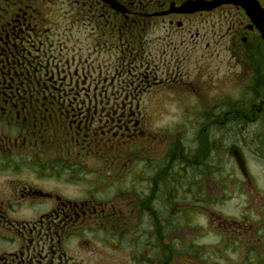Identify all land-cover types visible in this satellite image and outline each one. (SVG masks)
Returning a JSON list of instances; mask_svg holds the SVG:
<instances>
[{
    "label": "flooded vegetation",
    "instance_id": "1",
    "mask_svg": "<svg viewBox=\"0 0 264 264\" xmlns=\"http://www.w3.org/2000/svg\"><path fill=\"white\" fill-rule=\"evenodd\" d=\"M209 1L4 0L0 264H210L179 218L229 186L260 208L215 262L264 264V37Z\"/></svg>",
    "mask_w": 264,
    "mask_h": 264
},
{
    "label": "rangeland",
    "instance_id": "2",
    "mask_svg": "<svg viewBox=\"0 0 264 264\" xmlns=\"http://www.w3.org/2000/svg\"><path fill=\"white\" fill-rule=\"evenodd\" d=\"M183 108H176V107H169L166 108V110H164L163 113H160L158 116V120H161L162 118H166V116H171L174 115L175 117L178 116V114L180 115L182 112ZM168 119V118H166ZM250 162V161H249ZM21 181H34V176L30 173H28L27 175L25 174L24 176L20 177ZM227 180H230V178H228ZM235 188H230L227 187V194H226V200L225 201H212V198L214 197V194L212 191H210L211 194H209L211 196V198L209 199V203L207 204H203L204 206H208L210 208V212L212 213L211 219L209 221V225L206 224V220H204L202 218V216L200 215H195L193 213V218L191 219H187L183 221V218H179V230L184 229L185 231L190 232V230H194V229H200L199 233L202 234H206L204 237V239L202 238V242L204 243H208L210 245L211 251L208 252L209 253V260L211 261L210 264H217L215 262V260H221V259H229L231 260V258L234 256V251L232 252V257L225 253V249L226 247L230 244V243H226V245L224 247H222L221 245H223V243H220V238L218 239V237L216 235H214V232H217L218 229V221H224L225 223H230L232 222L233 219H244L246 218L249 222L251 221V217L252 214H256V212L259 211V204L254 203L255 199L253 196H250L248 198L245 197H241L239 196L238 193H235ZM246 191H248V189L246 188ZM178 204L183 206V207H187L189 209L192 208H196L199 206H202V204H192L190 200H187V198L184 199H180L178 200ZM196 211H198L199 209L196 208ZM213 211V212H212ZM229 216V217H226ZM217 217H220L219 219ZM181 222V223H180ZM232 226L233 223H232ZM195 227V228H194ZM194 228V229H193ZM198 234V233H196ZM217 240V241H216ZM247 248L248 246L239 244L236 245V249L240 252L239 256L236 259H239L244 253H247ZM220 264H223V262L221 261Z\"/></svg>",
    "mask_w": 264,
    "mask_h": 264
},
{
    "label": "water",
    "instance_id": "3",
    "mask_svg": "<svg viewBox=\"0 0 264 264\" xmlns=\"http://www.w3.org/2000/svg\"><path fill=\"white\" fill-rule=\"evenodd\" d=\"M229 2H232V3L241 2V4L245 7L247 14H249L250 17L254 21L257 22V26L261 30L262 37H264V11L261 8H259L256 3H252L251 0H240V1L238 0H213V1L207 2L204 8L210 9L221 3H229ZM190 5H191V2H185L184 4H182L179 10L182 12H187L189 10ZM238 162L240 163V159H238Z\"/></svg>",
    "mask_w": 264,
    "mask_h": 264
},
{
    "label": "trees",
    "instance_id": "4",
    "mask_svg": "<svg viewBox=\"0 0 264 264\" xmlns=\"http://www.w3.org/2000/svg\"><path fill=\"white\" fill-rule=\"evenodd\" d=\"M11 0H7L6 4L10 2ZM4 0H0V12H3L5 10Z\"/></svg>",
    "mask_w": 264,
    "mask_h": 264
}]
</instances>
